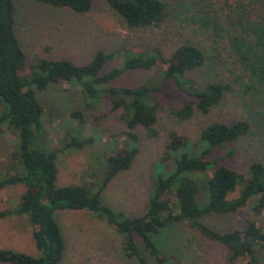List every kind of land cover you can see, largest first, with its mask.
<instances>
[{
	"label": "trees",
	"instance_id": "1",
	"mask_svg": "<svg viewBox=\"0 0 264 264\" xmlns=\"http://www.w3.org/2000/svg\"><path fill=\"white\" fill-rule=\"evenodd\" d=\"M14 1L0 0V103L3 107L0 132L4 128L16 133L14 152L5 163H0V188L20 184L23 193L14 208L0 212V219L11 215L27 216L39 256L0 248V264H59L65 248L54 218L56 211H85L104 221L121 236V258L133 264L151 261L165 264L171 257L164 254V246L159 247L156 239L163 229L169 230L177 224H186L204 240L223 246L228 263L247 258L248 264H252L255 249H264L261 222L264 215V161L261 157H250L245 171L240 173L225 164L233 150L214 159L211 156L214 150L243 139L251 138L258 141L257 144H264V111L254 110L250 104L245 109V118L229 124L211 122L199 131L196 151L189 150L184 137L170 132L164 144L163 158H173L172 168L152 184L143 212L133 217L114 212L101 204L99 196L111 179L132 164L137 153L135 129L139 127L147 138H154L157 134L154 129L156 110L161 107H166L170 115L180 121L189 120L194 113L207 115L224 99L230 86L209 75L211 63L206 71H202L208 56L190 44L177 46L167 57L156 47L135 50L120 47L96 51L83 65L73 64L68 59L37 58L27 64L15 37ZM34 1L85 13L94 0ZM100 1L128 30L157 29L166 17L162 0ZM260 1L247 0L244 5L238 1L235 7L238 17L234 23L240 34L253 38L248 46L251 54L257 47L264 53V3ZM245 6L251 8L255 20L250 18V11ZM234 48L239 54L243 50L242 41L235 39ZM241 56L247 60L245 54ZM113 62V67L103 72L105 66ZM253 62L259 70L253 72L250 69L251 76L264 83V55L255 56ZM159 64L162 69L142 85H111L124 73L156 69ZM188 73H200L201 84L196 86ZM52 84L76 88L85 112L94 120L118 112L124 125L125 131L120 134L125 143L113 137L118 147L102 157L104 168L95 188L55 186V160L59 152L46 150L42 138L36 137L42 131L44 111L35 92L44 91ZM81 115L78 110L69 112L70 120L77 125L83 123ZM91 142L92 138L77 136L76 130L70 136L67 134L63 149L81 150ZM202 190L205 193H201ZM235 192L236 196L229 198ZM240 212H245L240 229L217 231L202 221L208 214L235 215Z\"/></svg>",
	"mask_w": 264,
	"mask_h": 264
},
{
	"label": "rangeland",
	"instance_id": "2",
	"mask_svg": "<svg viewBox=\"0 0 264 264\" xmlns=\"http://www.w3.org/2000/svg\"><path fill=\"white\" fill-rule=\"evenodd\" d=\"M162 1L166 7L163 24L157 29L137 30H128L120 25L100 0H94L85 13L53 8L34 0L14 1L15 37L27 64L37 58L68 59L73 64L83 65L96 51H111L120 47L131 50L156 47L167 57L177 46L190 44L199 47L208 56L209 60L202 71H206L211 63L209 75L229 84L230 91L207 115L194 113L189 120L180 121L171 116L166 107H161L156 110L154 129L157 134L154 138H147L139 127L135 129L137 153L132 164L111 179L99 196L101 204L127 217L138 216L143 212L152 184L158 176H164L172 168L173 158H163L164 144L170 132L184 137L189 150L196 151L199 131L211 122L229 124L245 118V109L250 104L254 110L264 111V83L254 79L249 72L250 69L253 72L259 70L253 60L264 53L257 47L255 53L251 54L248 46L253 38L240 34L239 27L234 23L238 17L236 3L241 1L244 5L247 0ZM260 2L264 3V0ZM245 8L250 11V18L255 20L251 8ZM235 39L242 41L243 50L239 54L234 48ZM241 54H245L247 60ZM114 63L105 66L103 72L110 70ZM162 67L159 64L156 69L124 73L111 85H142ZM199 74H187L196 86L201 84ZM35 93L44 111L42 131L36 137L42 138L46 150L59 152L55 160V186L95 188L101 181L104 168L102 157L118 147L113 137L125 143L120 134L125 128L118 118L119 113L94 120L85 112L78 90L68 88L66 84H52L44 91ZM2 109L0 103V112ZM73 110L82 114V125L70 120L69 112ZM75 129L77 136L92 138L91 144L81 150H64L67 134L70 136L75 133ZM15 142L16 133L3 128L0 132V163L9 159L15 150ZM257 142L250 138L226 144L214 150L211 158L233 150V155L227 158L225 164L243 173L250 157H261L264 161V144ZM22 193L20 184L0 188V212L14 208ZM235 196L236 192L229 198ZM201 206L198 204L199 208ZM244 215L245 212L235 215L208 214L202 221L214 230L229 231L241 228ZM54 218L60 227L65 248L59 264H133L121 258V236L104 221L85 211H56ZM261 222L264 226V215ZM29 226L27 216L11 215L0 219V248L39 256ZM156 240L159 247L164 246V254L171 257L169 259L166 256L168 259L165 264H230L226 261L223 246L204 240L186 224L163 229ZM148 264L155 263L151 261ZM231 264H248V259ZM252 264H264V249H255Z\"/></svg>",
	"mask_w": 264,
	"mask_h": 264
}]
</instances>
